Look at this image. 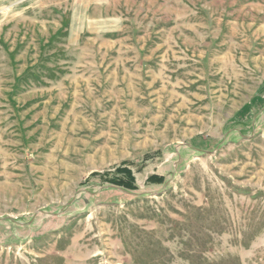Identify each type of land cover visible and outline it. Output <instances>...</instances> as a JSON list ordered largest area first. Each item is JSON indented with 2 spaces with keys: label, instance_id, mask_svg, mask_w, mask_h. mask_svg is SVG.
I'll return each instance as SVG.
<instances>
[{
  "label": "rangeland",
  "instance_id": "rangeland-1",
  "mask_svg": "<svg viewBox=\"0 0 264 264\" xmlns=\"http://www.w3.org/2000/svg\"><path fill=\"white\" fill-rule=\"evenodd\" d=\"M0 264H264V0H0Z\"/></svg>",
  "mask_w": 264,
  "mask_h": 264
},
{
  "label": "trees",
  "instance_id": "trees-1",
  "mask_svg": "<svg viewBox=\"0 0 264 264\" xmlns=\"http://www.w3.org/2000/svg\"><path fill=\"white\" fill-rule=\"evenodd\" d=\"M104 175H101L107 179V182L111 185L117 186L124 189H137L136 177L133 170L128 167L126 164L120 165L114 169V174L112 176L109 172H104ZM149 182L155 183H165V177L161 175H152L148 177Z\"/></svg>",
  "mask_w": 264,
  "mask_h": 264
}]
</instances>
